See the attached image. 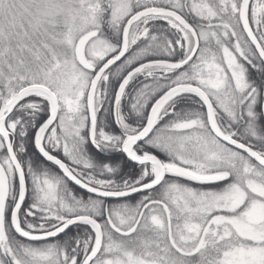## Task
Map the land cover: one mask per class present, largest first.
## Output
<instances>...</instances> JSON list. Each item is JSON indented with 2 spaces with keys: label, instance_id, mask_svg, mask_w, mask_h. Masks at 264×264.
<instances>
[{
  "label": "snow or ice",
  "instance_id": "obj_1",
  "mask_svg": "<svg viewBox=\"0 0 264 264\" xmlns=\"http://www.w3.org/2000/svg\"><path fill=\"white\" fill-rule=\"evenodd\" d=\"M0 264H264V0H0Z\"/></svg>",
  "mask_w": 264,
  "mask_h": 264
}]
</instances>
